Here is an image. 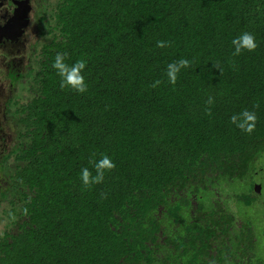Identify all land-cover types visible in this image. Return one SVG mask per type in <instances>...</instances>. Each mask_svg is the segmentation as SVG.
<instances>
[{"label":"trees","instance_id":"trees-1","mask_svg":"<svg viewBox=\"0 0 264 264\" xmlns=\"http://www.w3.org/2000/svg\"><path fill=\"white\" fill-rule=\"evenodd\" d=\"M36 11L33 45L0 47V264H264V0ZM244 32L256 48L234 56ZM57 53L87 61L86 92L60 87ZM244 110L251 132L231 121Z\"/></svg>","mask_w":264,"mask_h":264},{"label":"clouds","instance_id":"clouds-1","mask_svg":"<svg viewBox=\"0 0 264 264\" xmlns=\"http://www.w3.org/2000/svg\"><path fill=\"white\" fill-rule=\"evenodd\" d=\"M254 41L255 38L251 33L244 32L240 34L232 40V45L234 48L232 54L236 56L239 55L242 50L252 51L256 48V43ZM157 46L165 47L167 46V42L157 41ZM66 61L67 53H57L52 64V67L56 70L57 75L61 78L60 87H69L70 89L78 93L86 92L88 86L85 81L83 72L85 70L87 61L81 59L72 63L71 65H69ZM188 65L189 61L185 59L169 63L166 69L168 82L170 84H175L178 73L182 68H187ZM160 83L161 81L156 80L151 86L156 87ZM209 103H211V98L209 99ZM231 121L244 132H251L255 127L256 115L254 112L244 110L238 114L233 115L231 117ZM93 167L95 169V175H92V173L87 168L81 170V180L85 186L100 183L104 178L105 170L114 168L115 164L107 155H104L99 160L95 161Z\"/></svg>","mask_w":264,"mask_h":264},{"label":"flooded vegetation","instance_id":"flooded-vegetation-1","mask_svg":"<svg viewBox=\"0 0 264 264\" xmlns=\"http://www.w3.org/2000/svg\"><path fill=\"white\" fill-rule=\"evenodd\" d=\"M25 2H19L18 0H13V7L11 6V1L6 0V6H3L0 9V47L8 43L9 46L15 47L16 49L20 47V42L23 38L28 37L31 33L26 31L29 27L26 26L27 20H30L31 15L27 14V8L29 6L28 0ZM0 4H3V1L0 0ZM12 9L10 10V8ZM19 8V9H18ZM18 10L16 15H12V11ZM16 12V11H15ZM31 12V10H30ZM13 28V30H12ZM19 43V44H18ZM9 67L4 69L8 73V78L11 80V75L9 74ZM1 78V77H0ZM2 85V79L0 81ZM11 85V83H9ZM9 85V86H10ZM3 88V87H2ZM3 90L0 88V95L3 94Z\"/></svg>","mask_w":264,"mask_h":264},{"label":"rangeland","instance_id":"rangeland-1","mask_svg":"<svg viewBox=\"0 0 264 264\" xmlns=\"http://www.w3.org/2000/svg\"><path fill=\"white\" fill-rule=\"evenodd\" d=\"M3 1V4H0V9L3 7V6H6L7 4L5 3V1L6 0H2ZM11 1V6L13 7L14 5H13V0H10ZM19 2H25L24 0H18ZM28 3H29V6L27 7L26 6V8H27V14H30V15H33L34 17L36 16V14H37V9H38V3H39V0H28ZM36 3H37V5H36ZM12 7L10 8V10L12 9ZM37 8V9H36ZM19 9V8H18ZM30 10H31V12H30ZM16 11V12H15ZM15 11H12V14H11V16L12 15H16L15 13H18V10H15ZM0 16H1V14H0ZM36 18H37V16H36ZM33 20H34V18H33ZM37 24V23H36ZM36 24L35 23H33L32 21H30L29 22V24H28V26H29V31H30V35L28 36V37H26V39H27V42H26V44L29 46V45H33V43L36 41V39H37V35H36V33H37V30H36ZM28 31V32H29ZM27 46V47H28ZM28 52H30V50L28 49ZM23 58V57H22ZM24 60V63L25 62H27V60L26 59H23ZM1 68V67H0ZM7 70H10V68H8ZM0 77H2V85H1V83H0V88L3 90H6V92L10 89L9 88V83H11V80L8 78V73L5 71V73H4V69H0ZM3 87V88H2Z\"/></svg>","mask_w":264,"mask_h":264}]
</instances>
